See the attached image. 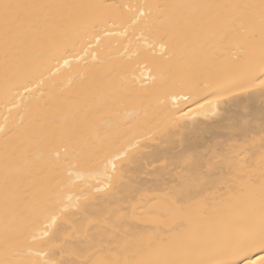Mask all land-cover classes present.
Here are the masks:
<instances>
[{
    "label": "snow or ice",
    "instance_id": "1",
    "mask_svg": "<svg viewBox=\"0 0 264 264\" xmlns=\"http://www.w3.org/2000/svg\"><path fill=\"white\" fill-rule=\"evenodd\" d=\"M0 218V264H264V0H0Z\"/></svg>",
    "mask_w": 264,
    "mask_h": 264
},
{
    "label": "bare ground",
    "instance_id": "2",
    "mask_svg": "<svg viewBox=\"0 0 264 264\" xmlns=\"http://www.w3.org/2000/svg\"><path fill=\"white\" fill-rule=\"evenodd\" d=\"M242 103H249L250 106L252 107L253 111L256 114L259 113L260 104H259L258 98H255L252 101L244 100V101H242ZM143 155H144V159L141 162V167L144 169H147L149 167V165L151 164V162L155 159V157H154V154H152V153H144ZM4 227H5L4 222H3L2 218H0V234L3 233Z\"/></svg>",
    "mask_w": 264,
    "mask_h": 264
}]
</instances>
